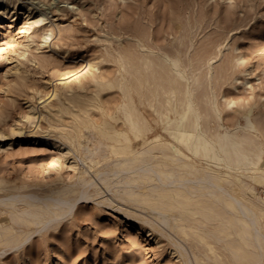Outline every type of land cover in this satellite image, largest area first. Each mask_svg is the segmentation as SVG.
I'll return each mask as SVG.
<instances>
[{
	"label": "rangeland",
	"instance_id": "rangeland-1",
	"mask_svg": "<svg viewBox=\"0 0 264 264\" xmlns=\"http://www.w3.org/2000/svg\"><path fill=\"white\" fill-rule=\"evenodd\" d=\"M41 14L45 21L35 23ZM181 24L196 36L190 61L203 57L201 48L212 40L222 41L212 88L222 106L233 100L236 111H224V125L243 121L244 109L253 107L264 129V0H0V264H197L195 254L214 264L207 240L200 242L189 228V234L171 228V214L179 217V209L166 206L170 213L160 219L127 198L125 174L112 175L153 137L171 140L165 123L140 99L143 72L129 76L122 53L136 47L135 30H150L156 40ZM206 71L204 65L200 72ZM127 86L155 133L141 139L130 134L132 149L122 156L112 152L119 143L109 138L129 133ZM105 172L108 177L101 176ZM231 174L233 182L254 188L237 195L264 208V180ZM132 180L141 193L158 186ZM86 192L88 198L73 207ZM35 215L50 220L15 222ZM219 252L220 264L234 261L231 249Z\"/></svg>",
	"mask_w": 264,
	"mask_h": 264
},
{
	"label": "bare ground",
	"instance_id": "bare-ground-1",
	"mask_svg": "<svg viewBox=\"0 0 264 264\" xmlns=\"http://www.w3.org/2000/svg\"><path fill=\"white\" fill-rule=\"evenodd\" d=\"M45 19L41 14L35 23L44 22ZM134 33L136 47L130 45L122 53L124 63L129 67L127 73L132 76L134 72H143L139 77L140 99L144 105L148 102L165 123V132L171 140L153 137L141 152H134V158L118 163V169L113 170L112 175L121 177V174H125L124 184L128 189L124 192L127 198L158 213L160 219L167 216L170 210L179 209V217L176 212H173L175 215L171 214V228H181L186 234H189V228L200 242L207 240L214 264H220L219 251L224 247L232 250L234 261L230 264H264V225L260 222L264 208L237 195L241 188L249 192H254V188L233 182L231 174L241 172L244 176L264 180V168H260L264 145L258 140V134L264 137V129L253 118V107L244 109L243 121H234L232 127L224 125V111H236L233 100L222 106L218 93L212 88V80L219 81L211 71L214 59L221 54L222 41L212 40L201 48L206 53H203V57H208L190 61L187 55L195 47L196 36L188 25L181 24L175 29L169 27L160 37L162 42L157 38L161 32L156 33V40L150 30H135ZM44 39H48V36ZM181 55H186V59L182 60ZM204 65L207 70L205 74L200 72ZM132 92L133 88L127 86L124 114L129 133L116 132L114 137L109 138L119 143V146H112V152L116 155L127 156L131 151L130 134L141 139L155 133L136 108ZM54 95H57V90ZM193 158L206 163V166L197 167L190 162ZM176 161L180 162L178 169L171 166ZM106 175L108 177L109 173L101 176ZM132 178L158 181V186H150L148 193L137 192ZM90 182L95 184V180ZM228 184H232L234 189L230 190ZM87 198L88 193L75 199L73 207L81 199ZM39 207L45 209L44 205ZM63 212L65 214L67 211ZM40 216H27L15 222L38 225L49 222L50 217L45 222L46 219L39 220ZM192 219L195 225L189 227L185 224ZM209 224L211 228H208ZM147 233L149 237L153 235L150 231ZM195 257L197 264H207L206 259H199L197 254Z\"/></svg>",
	"mask_w": 264,
	"mask_h": 264
}]
</instances>
